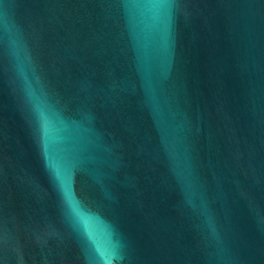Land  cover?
Segmentation results:
<instances>
[{
    "label": "water",
    "instance_id": "water-1",
    "mask_svg": "<svg viewBox=\"0 0 264 264\" xmlns=\"http://www.w3.org/2000/svg\"><path fill=\"white\" fill-rule=\"evenodd\" d=\"M0 264H264V0H0Z\"/></svg>",
    "mask_w": 264,
    "mask_h": 264
}]
</instances>
